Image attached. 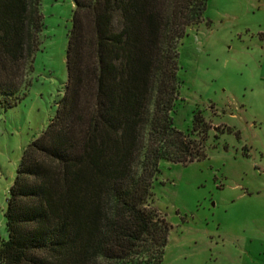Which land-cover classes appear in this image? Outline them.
I'll return each instance as SVG.
<instances>
[{
  "label": "trees",
  "instance_id": "1",
  "mask_svg": "<svg viewBox=\"0 0 264 264\" xmlns=\"http://www.w3.org/2000/svg\"><path fill=\"white\" fill-rule=\"evenodd\" d=\"M73 2L68 82L48 129L23 152L0 264H162L173 228L148 205L159 164L207 158L202 119L192 131L202 138H192L172 113L177 44L208 0ZM40 6L0 0V110L16 106L33 70Z\"/></svg>",
  "mask_w": 264,
  "mask_h": 264
},
{
  "label": "rangeland",
  "instance_id": "2",
  "mask_svg": "<svg viewBox=\"0 0 264 264\" xmlns=\"http://www.w3.org/2000/svg\"><path fill=\"white\" fill-rule=\"evenodd\" d=\"M74 11L73 0H41L33 70L16 106L0 110V247L23 152L65 92ZM177 51L174 127L202 138L198 116L209 131L206 159L159 164L148 205L173 228L162 264H264V0H208Z\"/></svg>",
  "mask_w": 264,
  "mask_h": 264
}]
</instances>
